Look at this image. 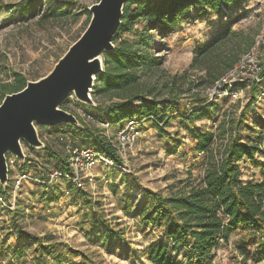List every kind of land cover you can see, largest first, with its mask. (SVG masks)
Segmentation results:
<instances>
[{"label":"rangeland","instance_id":"1","mask_svg":"<svg viewBox=\"0 0 264 264\" xmlns=\"http://www.w3.org/2000/svg\"><path fill=\"white\" fill-rule=\"evenodd\" d=\"M24 1L0 0V84L12 81L13 72L22 74L28 82L46 76L85 31L91 17L88 8L99 2L41 0L43 4L38 14L23 21L16 8ZM65 2H70V13L66 18H42L49 15V11L59 9ZM145 27L144 22H139L133 31L122 34L119 39L134 41ZM227 27L248 35L253 44L258 39L264 41V0H249L233 13L225 16L211 14L206 19H198L196 8L190 7L166 36L156 30L148 31L151 37L149 51L162 57L161 69L166 75H181L188 69L194 48ZM262 55L264 42L260 43ZM155 74L159 75V72ZM203 96L211 101V88L206 89ZM248 96L245 91L239 98H218L216 106L212 110L210 107L208 118L195 122H188L184 118L195 107L187 99L181 100L184 109L169 115L173 119L168 126L159 120L144 121L141 133L133 147L126 152L120 169L96 165L88 173H81V183L77 188L88 194L93 209L82 204L68 182L55 180L47 183L46 177L48 173L60 168L59 162L51 154L59 156L61 160L66 157L58 138L63 132L75 138L77 147H92L94 142L76 133L71 125L54 128L36 126L43 148L32 149L22 142L24 170L30 178L13 190L14 175H8L6 189L10 187V190L0 200V264H34L36 254L33 249L36 246L26 248L24 256L19 259H14L7 252L8 247H16L15 240L7 238L8 233H13V223L34 237H53L54 241L80 251L89 259L88 262H82L81 257H68L66 264L71 261L76 264H90V261L96 264H150L147 261L150 246L156 242L166 244V239L155 228L140 225L134 212L135 205L144 199V192H159L167 196L171 186L179 187V181L198 178L204 169V154L194 152L190 130L216 133L225 116L240 115ZM90 97L98 108L81 104L74 96L69 97L60 108L74 115L80 125L93 133L114 138L125 121L110 125L106 131L99 123L106 117L101 111L109 102L102 96L93 97L92 91ZM261 98L248 111L247 125L257 121L258 127L264 126V97ZM87 113L94 120L88 119ZM261 131L260 127L255 129L256 133ZM240 135L245 139L247 131L242 130ZM175 141H179L180 145H175ZM256 157L264 163V141ZM242 168L245 181L251 178L260 180L261 171L255 165L246 161ZM124 207L130 209L128 214L124 213ZM95 210L102 212L112 226L119 225L123 231L121 241L110 242L107 247L103 244L101 234L90 231L87 221ZM15 215L16 221L13 222ZM169 247L172 249L173 245L169 244ZM255 251L256 246L248 232L239 227L230 236L227 245L221 244L213 252L212 264H240L244 258L247 264H264L255 263L254 258H251ZM185 254L182 247L176 252L170 251V257L175 258L177 264L185 263Z\"/></svg>","mask_w":264,"mask_h":264},{"label":"trees","instance_id":"2","mask_svg":"<svg viewBox=\"0 0 264 264\" xmlns=\"http://www.w3.org/2000/svg\"><path fill=\"white\" fill-rule=\"evenodd\" d=\"M248 1L137 0L125 4L121 24L113 40V44L117 45H114L112 52L103 55V73L97 77L92 88L93 97L102 96L109 102L101 111L106 117L99 124L110 126L135 120L141 130L144 121L159 120L164 126H168L173 119L169 115L185 108L182 99L190 100L195 105L184 117L185 120L195 122L208 118V111L210 107L212 110L216 106V100L209 101L203 96V92L238 63L252 47V39L239 30L227 27L194 48L191 62L183 74L169 77L161 69L162 57L149 51L151 37L148 31L156 30L166 36L190 7L196 8L198 19H206L211 14L225 16L233 13ZM42 4L41 0H25L16 8V12L25 21L33 14L37 15ZM69 4L70 2H65L59 9L49 11V15L42 18H66L70 13ZM139 22H144L146 27L134 41L119 39L122 34L133 31ZM260 66L262 79L245 89L249 98L238 117L225 116L216 133L190 130L194 152L204 154L202 174L195 179L179 181V187L171 186L167 196L159 192H144V199L135 205L134 212L140 225L155 228L166 239V244L156 242L150 246L147 254L150 264H177L175 258L170 257V251L176 252L179 247L186 252L184 264H212L213 252L221 244L227 245L230 236L239 227L248 232L256 246L251 258H254L255 263L264 262V163L256 157L264 141V126L260 125L262 131L256 133L255 129L259 128L257 121H253L251 125L246 122L248 111L252 110L258 99L264 97V55L260 56ZM11 77L12 81L0 84V99L7 94L19 92L28 82L20 73L13 72ZM242 88L244 87L234 86V90ZM86 115L94 120L91 114ZM155 127L158 128L157 123ZM72 129L94 142L92 147L82 148H90L99 156L107 157L114 163L115 169L122 167L123 162L107 136L93 133L82 125L72 126ZM244 129L247 135L242 139L240 132ZM61 135L67 136L74 147L82 149L75 145L72 135L64 132ZM175 145L179 146V141H175ZM51 156L60 164V168L54 171L61 174L71 172L66 157L61 160L57 155ZM246 161L261 171L260 180L243 179L242 165ZM49 174L46 177L47 183ZM58 180L68 182L82 204L93 209L87 193L63 178ZM9 190L0 186V197H5ZM123 211L128 214L130 209L124 207ZM13 220L16 221V215ZM87 222L90 231L101 234L105 246L122 240L123 231L119 229V225L112 226L102 212L93 211ZM11 228L13 233H8L7 238H13L16 247H8L7 252L14 259L23 257L26 248L36 246L33 249L36 254L34 264H66L68 257H81L82 262L89 261L83 253L54 241L53 237H34L24 232L16 223ZM169 244L173 245L172 249ZM68 264L76 263L71 261ZM90 264L96 263L90 261ZM240 264H247V259L244 258Z\"/></svg>","mask_w":264,"mask_h":264},{"label":"water","instance_id":"3","mask_svg":"<svg viewBox=\"0 0 264 264\" xmlns=\"http://www.w3.org/2000/svg\"><path fill=\"white\" fill-rule=\"evenodd\" d=\"M133 1L137 0H99L89 7L87 28L54 68L46 76L27 82L19 92L4 96L0 102V186L5 188L8 181L7 156L24 162L22 142L32 149L43 148L36 126H81L74 115L60 108L70 96L96 107L90 93L103 73V55L114 50L123 7Z\"/></svg>","mask_w":264,"mask_h":264},{"label":"built area","instance_id":"4","mask_svg":"<svg viewBox=\"0 0 264 264\" xmlns=\"http://www.w3.org/2000/svg\"><path fill=\"white\" fill-rule=\"evenodd\" d=\"M262 42H264L262 39H258L257 42H254L252 47L240 58L238 63L214 83L211 87V100L217 101L218 98L228 96L239 98L240 94L245 92L250 85L261 81L262 69L260 66V43ZM235 85H239L244 88L234 90ZM87 118L91 119L89 116H87ZM100 125L106 131L109 128L108 124ZM140 133L141 130L139 129V123L135 120H128L114 134V138L110 139L107 137L112 148L115 150V153L122 160V162L126 152L136 143ZM58 138L59 142L62 144L63 151L66 154L71 172L69 174H61L57 171H53L49 174V182H53L55 180L57 181L58 179L63 178L76 187H79L82 172L88 173V171H91L96 165H102L108 168L116 167L107 157L99 156L90 148L79 149L74 147L71 140L67 136L60 135ZM6 163L8 175H14L12 188L13 190L18 189L21 183L30 178V175L25 172L23 168L24 162L15 156L8 155ZM35 181L37 180L35 179Z\"/></svg>","mask_w":264,"mask_h":264}]
</instances>
